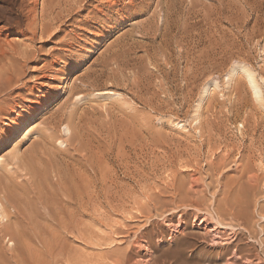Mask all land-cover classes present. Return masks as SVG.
<instances>
[{"label":"rangeland","instance_id":"1","mask_svg":"<svg viewBox=\"0 0 264 264\" xmlns=\"http://www.w3.org/2000/svg\"><path fill=\"white\" fill-rule=\"evenodd\" d=\"M129 1L122 3L120 8H130ZM141 1L135 0V4L139 5ZM29 2L31 0H0V72L15 66L21 79L11 95L1 94L0 97L9 103L16 99L17 104H21L17 105L15 113L0 115V172L10 168V173H6L16 178H12L16 181L12 183H25L28 177L14 172L19 171L16 163L19 165L31 160L35 165L37 160L36 171L46 172L48 183L55 184L57 179L48 161L53 156H57L55 158L60 163L80 157L73 152L74 145H71L72 148L69 146V153L59 154L57 151L68 148L59 142V137H66L65 127L70 121V113L77 115L76 123L82 122L85 138L90 142L102 141L106 136L105 129L121 126L136 129L134 146L125 147L127 165L117 159L116 149L108 158L111 170L109 191L113 195H117V191L120 194L112 199L113 203H104L99 211L92 210L82 217V221L90 227L89 234L104 239L105 245L96 246L97 238L86 239L88 241L85 242L77 236H68L64 249L74 257H81L87 264H111L110 255L130 251L126 249L139 229L151 223L162 224L164 218L169 217V213L164 217L157 215H160L154 208L157 202H151L150 207L147 205L152 194L169 202H179L181 212H187L190 223L197 226L200 222L194 223V213L216 215L219 201L229 197L234 203L245 200L249 229L235 225L227 232L242 233L249 249L248 257L255 263L264 264V248L261 245L264 236L261 231L264 225V104L261 106L255 100L243 71L233 77L228 76L236 65H245L255 75L264 96V0L253 9L245 7L243 0L145 1L149 5L145 12L131 11L129 19L123 16L129 15L130 11L115 16L119 25L117 32L111 27L91 22L89 27L74 34V27L65 23L61 27L72 34L66 39V44L72 47L60 43L65 34L30 41L29 35H25L29 23L28 10L31 8L27 7ZM41 3L42 0L38 2V14ZM153 15L154 20L151 19ZM165 23L168 26L163 30ZM148 24L153 26L150 30ZM165 31L169 35L163 39ZM125 34L126 38L121 42L128 43L129 40L130 49L127 48L126 55L117 51L119 48L116 47V41ZM18 44L23 49L30 46L35 53L28 60L12 58L8 52ZM116 52H119L117 56L114 55ZM113 55L117 60L115 63L110 60ZM102 59L108 62L106 68L101 67ZM100 69L104 70V74L97 79L95 76L90 80L85 78L86 73ZM56 70L62 72L52 79ZM114 75L115 78L117 76L115 81L111 80ZM84 80L86 83L82 82ZM95 80L99 85L96 89L89 85ZM136 80L138 89L134 86ZM75 87L79 89L78 95L73 93ZM22 105L27 106L25 110ZM28 125L33 128L32 133L22 138V129ZM100 128L104 129L102 134ZM53 133V138H47ZM46 141H50L52 148L42 143ZM33 149L35 155L31 153ZM179 153L180 158L177 156ZM245 182L253 188L238 190ZM172 184L182 189L175 199L171 193ZM23 185L24 190L15 189L20 193L30 189L28 184L27 187ZM46 187L50 191L48 197L60 202V195L53 194L49 184ZM42 190L41 194L46 192V195L45 188ZM186 193H189L188 196ZM35 201L34 198L29 203L34 205L32 216L39 217V220L33 219L43 222L45 211L40 205L36 206ZM8 212L11 213L8 220L12 222L20 217L11 207H8ZM147 215L150 219L145 218ZM180 215V211L174 213L176 223ZM229 219L222 214L220 221L227 223ZM7 222V218L0 217V252L7 253L17 247L23 255L25 251L6 235L3 225ZM255 230L258 239L253 241L250 232ZM170 234L156 230L151 243L157 248L141 250L132 257V264H157L148 260L153 253L159 258L163 256L162 260H157L158 264H174L171 252L177 248L178 242L167 241ZM182 237L179 235V238ZM194 244L198 250L213 249L210 241L199 240ZM190 251L187 249L183 253L194 264L201 261L203 264L206 256H193ZM25 253L24 258H29V253ZM46 264H51V261Z\"/></svg>","mask_w":264,"mask_h":264},{"label":"bare ground","instance_id":"2","mask_svg":"<svg viewBox=\"0 0 264 264\" xmlns=\"http://www.w3.org/2000/svg\"><path fill=\"white\" fill-rule=\"evenodd\" d=\"M39 1L40 0H31V2H29L27 5V7L30 6L31 8L28 10V21H29V23H28V26H27L28 28L26 29L25 35H29L31 42H33V41L35 42V39H38V38L44 39V38H50V37H53L56 35L65 34L64 38L61 40L60 43L63 45L72 47V45L66 44L67 43V40H66L67 37L71 36L72 34L66 33L64 30H62V27H61L62 25H65V23H69V25H72L74 27V29H75V30L73 29L74 34H77V32L79 30L83 31L84 28L89 27L91 22H94L95 24H102L105 27H107V26L111 27V29H113L114 31L117 32L119 25H118L117 21H115V16H120V15H123L125 12L130 11L129 15L127 14V15L123 16L125 19H129L131 17V14H132L131 11L139 10L140 12H145L149 6L146 4L145 1H150V0H142L139 5L135 4V0H130L129 1L130 8H128L126 6L120 8L121 4L126 3V1H128V0H42L41 12H40V14H38V6L40 5V4L38 5ZM261 1L262 0H243V3L245 5V7L249 8V9L250 8L253 9V8L257 7L261 3ZM39 16H40V18H39ZM154 16L155 15L151 16V19H153ZM152 23L153 22H151V24ZM166 23L164 24L163 30H165V28L168 26V25H166ZM111 24H113L114 26H111ZM151 24H148L150 27L149 30L151 29V27H153L152 25L154 23L152 25ZM144 28H147V26L146 27L144 26ZM153 29L155 30V28H153ZM142 30H143V28H142ZM149 30H148V32H150ZM152 32H154V31H152ZM167 34L169 35V32L165 31L164 35L162 36L163 39H165V36ZM124 37L126 38V34H125V36H121L116 41L117 42L116 47L119 48V50H117V51L123 52L125 54V51L127 50V48H129V44H128L129 40H128V43H125V41L121 42L122 40L125 39ZM111 48H114V47L111 46ZM119 52L114 53V55L117 56L118 55L117 53H119ZM8 53L10 54V56L12 58H21L24 60H28L29 58L32 57V55L35 52H34V50L30 49V46H26V48L23 49V48H21V45L18 44L14 48L13 47L10 48V51ZM161 53H163V52H161ZM114 55L110 58V60L112 62L114 61L113 63H115L117 61L116 57H114ZM163 55H164V53H163ZM121 56H122V54H121ZM122 58L123 57H121L120 60ZM106 59L109 61L108 58H106ZM106 59H105V61L102 59L103 61L101 63V67H103V68H106L108 66L106 64V63H108V62H106ZM120 60H118V61H120ZM242 65L243 64L236 65L232 69V71L229 72L230 74L228 76L233 77L239 71H243V73L247 79V83L249 84V87H250V89H251V91L255 97V100L259 104H262L261 106H263V104H264L263 103L264 102V100H263L264 96L262 94L263 92L261 90V87L258 85L256 78L254 77L255 75L250 71V69H247V67L245 65H244L245 67ZM118 66H120V64ZM61 72H62V70L53 71V75H52L53 78L52 79H54L55 74L61 73ZM98 72H100L101 74H97ZM103 74H104V70H102V69L94 70V71L86 73L85 78L90 80V79H92V76H95L94 78L97 79L98 77H100ZM116 78H117V76H116ZM116 78L114 75V77H111V80L115 81V80H117ZM19 81H21L20 74L17 72L15 66L8 68V69L6 68L2 72H0V97H1V94L11 95L15 91V85L18 84ZM82 82L86 83L85 80ZM91 83L92 84H89L91 88L96 89L99 87V85L97 84V80H95V82L93 81ZM45 86L49 87V85L46 83H45ZM105 86H107V85H105ZM134 86L136 89L139 88V84H138L137 80H136ZM59 88H61V87H59ZM60 90L61 89H59V91ZM208 91H209V89H208ZM208 91L206 92L207 95L209 94ZM73 93H76V95H78L79 89L77 87H75L73 90ZM18 96H21V95L18 94ZM18 96H16V98ZM15 100L12 103H9L6 99L3 100V98H0V106H1L0 107V115L2 114V115L6 116L10 112L15 113L17 105L18 106L21 105V104L19 105V103L17 104V102H16L17 100L16 101ZM80 101H83V100L81 99ZM30 102L34 103L35 101L31 100ZM22 107H23V110H25V108L27 106L22 105ZM62 115H63V117H65V113ZM76 116L77 115L75 113H70L69 118H68V119H70V121L67 123V125L65 127L66 137H61V136L59 137V140H60L59 142L62 145L67 146L68 148H66V150H63V151L60 149L57 151H59L58 152L59 154L60 153H69V150H71V149H69V146L74 145V148H73L74 151L73 152L77 153L80 157H79V159H75V158L71 159V160L67 161L66 163L64 162L65 160H63V162H61V163L58 161V159L56 160L57 156H55L56 158L53 156V159H51V160L48 159L49 160L48 161L49 167L53 171V173L57 179L55 184L51 183L52 185H50V183H48V178H47L46 172L42 171V173H40V172L36 171L35 167H37V165H36L37 160L35 161L36 166L33 165L31 160H25V161H23L22 164H19V165L16 163L19 171L18 172L14 171V172H15V174H19V175H22V173L25 174V177H28V180L25 183H23V181H22V183H12V182H16V181H13L12 180L13 177L11 178V175L10 174L8 175V173H6L7 170L4 171L5 173L2 171L0 172V217L7 218V221H8L5 225H3L6 228V231L5 230L4 231L6 232L7 237H9V240H11L12 243L15 242V245H17L18 247L20 246V248L22 250L29 253L28 254L29 258L26 259V258H24L26 253L24 252V254H23L24 256L21 255L22 253L19 252L20 250H18L17 247L13 248L14 250L12 249L10 252L8 251L7 253H9V254H7L5 251H3L2 253L0 252V264H46L48 260H49V263L51 261V264L52 263L53 264H87L84 260H81V257L80 258L74 257L73 255L70 254L69 251L64 249L65 248L64 247V241L66 239H68V236H77L85 242L88 241L86 239L91 240L93 238H97L98 243L96 244V246L97 245H100V246L105 245V243H103V242H105L104 239H101L94 234L93 235L89 234V233H91L90 227H89V225L85 224L82 221V217L83 218L86 217L88 215V213L92 210H94L95 212L99 211V209L102 207V205L104 203H106V204L113 203V200H114L113 198L117 197L120 194V192L117 191L118 194L113 195L110 192L111 190L109 191L108 183H110V181H111V178L109 177V173L111 172V170L109 168L108 158L110 157L112 150L116 149L117 159L123 165H127L126 164L127 158L125 155V152H126L125 147L128 145L134 146L133 145V142H134L133 137H134V134L136 132V129L133 126H121L119 128L113 127V128H109V129L104 130V129H102L103 128L102 127V128H100L102 130H100L99 132L101 133L103 130L105 131L104 135L106 134V136L103 138V139H105V141L102 139V141L97 140V141L90 142V139L88 140L85 138L84 127H83V125H81L82 122L79 124L75 122ZM4 118L8 119L6 117H4ZM197 122H198V120H197ZM30 127L31 126H29V125L27 127H23L22 132H21L22 138H23V136H27V135L32 133L33 128L30 129ZM104 127H106V126H104ZM239 128H241V127H239ZM243 128H244V124H243ZM70 134L71 135L74 134V136H71ZM101 134H99V135H101ZM54 136H55V134L53 133V134H50L47 138L51 139ZM75 136H77V137H75ZM197 136H198V134H197ZM91 140H93V139H91ZM47 142H49V143H47ZM42 143H44V145L45 144H47V145L51 144L50 141H46V142H42ZM73 143H76V144H73ZM41 145L42 144H40V146ZM37 148H38V146L36 147V149ZM50 148H52V146H50ZM71 148H72V146H71ZM46 150H47V148H46ZM32 151L33 152H31V151L30 152L33 153V155H35L34 149ZM43 151H45V150H43ZM45 152H48V151H45ZM41 153H42V150H41ZM58 153L56 155H58ZM27 156H28V153H27ZM177 156L180 158L181 153L177 154ZM34 157H36V156H34ZM22 158H24V157H22ZM39 158H40V162H41V157H39ZM51 158H52V156H51ZM58 158H60L59 155H58ZM39 169H41V168H39ZM47 169H48V167H47ZM38 171H40V170H38ZM7 172L10 173V168L8 169ZM252 177H250V178H252ZM13 179H16V178H13ZM17 179H18V177H17ZM175 180H177V179H175ZM175 180H174V182H176ZM250 180H248V181H250ZM23 184H25V186L28 184L30 186L29 187L30 189L26 190L25 192L22 191V193H23L22 194V193H20L19 190H18L19 191L18 192L16 189L18 187L21 189L22 186H24ZM46 184H49V186H51L50 189L54 191V193L53 192H51V193L56 194V196L60 195V198H61L60 202H57L56 200L49 198L50 196L48 197V194H49L48 192H50V191H47L48 189H46V188L48 186L46 187ZM80 184H82V185L80 186ZM250 184H251V182H250ZM174 185H176V184H174ZM200 185H202V184H200ZM176 186H174L172 191H171V193L174 195L173 196L174 199H175V197H177L181 193V190H182L181 187H176ZM247 187H249V188H247ZM23 188H25V187H23ZM23 188L21 190H24ZM43 188H45V190L47 191L46 195H45L46 192L44 193V195L41 194L44 192L42 190ZM239 188H237V189L238 190H242V189L248 190V189H252L253 187H251V185H249L247 182H245L244 184H241ZM30 190H31V192H30ZM73 191H75V193H73ZM173 191H174V193H173ZM31 194H33V195H31ZM186 194L188 196L189 193H186ZM29 196L30 197L33 196L32 199L35 198V200H36L35 202L37 203V204L36 203H34V204L36 206L40 205L41 208L43 209V211H45V213H44L45 220L44 221L42 220L43 222H38L39 217L32 216V215H34V214H32V213H34V210H33L34 205H31L32 199ZM148 198H149L148 199L149 203L147 205L149 207L151 205L150 204L151 202H154V201L157 202V204L156 203L154 204V208H155L157 213H160V215L157 214L158 216L164 217V215L166 213H169L168 214L169 217L164 218L165 221L162 224H160V223L159 224L158 223L152 224L151 223L150 226H146L142 229H139L135 233V236L133 237L134 239L131 242L130 246L126 249L127 251H129V250L130 251L129 252L125 251L127 253V255H124L126 253L123 254L122 252H119V253L117 252L115 255H110L111 264H132V257H134V255H137L141 250H143V251L149 250V248H152V247H154V249H156L157 247L155 246V244L153 245L151 243V239L156 234V230H159V232L162 234L171 232L167 241H169V242L177 241L178 242L177 248L175 250H173V252H171V253H173L171 255H174V256H172V257H174V260H173L174 264H194L183 253V251L185 252L187 249L191 250L190 252L192 253L193 256L196 254H199L200 256L201 255L206 256V258L203 259V261H204L203 264H261V263H255L252 259H250L248 257L249 249H248V246L245 245V243L242 239V233H238L235 231L231 232V233L227 232L228 229L231 230V228H233L235 225L240 226L241 229H245V230L249 229L248 228L249 225H248L247 220H246V216L248 214V209H247L248 206L245 205L246 204L245 200L243 201V199H242V201L234 203L228 197V198L223 199V201H219V204L217 205V209L215 208L216 209V211H215L216 215H210V216L207 215L206 216L203 214L201 216V215H199V213L198 214L194 213V223L200 222L199 225L197 226V224L192 225L190 223V221L188 219V213L187 212H185V211L183 213L181 212V210H180L181 206H179V202H176L175 200L172 202H169V201L163 199L164 197L162 198L156 194L155 195L152 194ZM20 199H22V201ZM26 199H28V200H26ZM30 200H31V202L29 203ZM7 206L14 209L15 212H17L16 214L18 216H20L18 219L15 220V222L8 220L9 217H11V213L8 212ZM148 206H147V209H148ZM35 210H36L35 212L37 213V209H35ZM179 211H180L181 215L177 216L179 220L176 223L174 213L176 214ZM41 213H43V212H40V214ZM132 213H135V212H132ZM222 214L230 217L229 222L224 223V222L220 221ZM37 216H39V215H37ZM33 217L35 219L37 218L38 220L33 219ZM145 218L150 219V217H148V215ZM213 223H215V224L213 225ZM211 226H213V228H210ZM218 226H220L221 229H219ZM261 228H262L261 231L264 235V225H262ZM222 230H224V231H222ZM2 235H3V233H2ZM97 235H98V233H97ZM179 235H181L183 237L179 238ZM257 237H258V232L256 230L253 232H250V238L253 239V241H254V239H258ZM199 240H201L202 242H207V241L209 242L210 241L213 245V249H209L206 251H203L201 249L198 250V248L196 247L197 245H195L194 242L197 243V242H199ZM37 244H39L41 246V248H42L41 250H40V246L39 245L37 246ZM261 245L264 248V236L261 239ZM8 250H10V249H8ZM22 250H21V252H22ZM169 252L170 251H168V253ZM41 254H43L44 256ZM7 255L10 257H8ZM42 256H43V259H42ZM149 257H150V259H148V260L150 262L154 260L153 262L158 264V262L160 261V259L163 256H161V258H159V257L154 256V253H153V254L149 255ZM157 260H159V261H157ZM201 262L200 263L198 262L195 264H202Z\"/></svg>","mask_w":264,"mask_h":264}]
</instances>
